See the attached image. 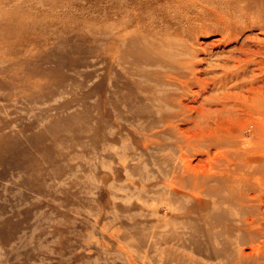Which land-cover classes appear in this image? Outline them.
Returning a JSON list of instances; mask_svg holds the SVG:
<instances>
[{"label": "rangeland", "instance_id": "374dc122", "mask_svg": "<svg viewBox=\"0 0 264 264\" xmlns=\"http://www.w3.org/2000/svg\"><path fill=\"white\" fill-rule=\"evenodd\" d=\"M5 12L0 264H264V221L252 241L253 231L211 227L221 211L193 196L171 200L176 217L163 203L169 191L135 189L146 163L148 184L163 169L150 157L164 151L137 144L164 139L155 135L163 125L137 133L155 124L137 116L153 106L124 103L161 80L157 92L183 98L181 112L165 109L180 115L178 128L207 139L231 125L221 150L263 159L264 107L252 112L239 96L264 87V0H0ZM149 47L165 57L148 62ZM205 153L192 160L207 171Z\"/></svg>", "mask_w": 264, "mask_h": 264}, {"label": "bare ground", "instance_id": "6f19581e", "mask_svg": "<svg viewBox=\"0 0 264 264\" xmlns=\"http://www.w3.org/2000/svg\"><path fill=\"white\" fill-rule=\"evenodd\" d=\"M0 18H2L3 21H9L10 14L5 12ZM261 20V29L263 30L264 16ZM7 32L11 34L13 30L8 29ZM133 44L136 43L134 42ZM128 47H130V45ZM261 50L262 49H259L258 52ZM152 53L151 47L145 48L143 51V55L145 56L147 54L148 59H151V61L148 60L150 63L159 61H155L154 57L161 59L166 55L162 49H159V55L153 56ZM248 63H260V61L256 62L253 59H249ZM165 64L168 66L172 65L171 63ZM259 68L264 70V63L260 65ZM161 87V80H157L152 88H147L145 85H142V94H140L136 100L133 98L129 101L124 100V103L128 104V106H143L145 104L153 106L152 110L148 109L150 108L148 105L146 107L150 113L145 114L144 112H137V116L138 118L142 117L147 119L146 121L148 123L155 121V124H146L141 128L138 127L137 133L140 132L143 134L142 131L151 129L158 124L159 126L163 125V127L159 128L160 130L155 132V135L157 137H164V139H158L152 135L154 136L153 138L150 137L145 140L142 137L137 143L141 150L164 151L165 153H163L162 156L151 155L150 157L155 163H161L163 166L160 165L159 167L163 169L157 170V175L151 177L154 183L148 184L145 180V170H149L146 163L143 170L138 169V172L141 171V174H143L141 179L139 181L132 180L131 183L135 189L143 193H147L148 188L152 189V187H154L157 192L164 191L165 189L169 191L171 199L163 203H165L164 206L172 214L178 211L177 205H175V209L171 200L176 201L179 198L183 199L186 196H193L196 204L203 209L211 208L212 214L221 211L222 216L210 215L208 217L211 227L221 224L223 225L221 226L223 233L229 231H253L251 234H254V236L251 237V240H255V231L259 230V223L264 221V157L261 159L262 156H260L257 151L245 148L236 149L234 153L222 151V145L232 136L231 125L224 130L217 127L218 129L216 128L214 131L208 133L207 139L206 136L197 135L195 137V135L191 133L189 135L183 129L178 128L174 124V121L176 118L180 117L176 111H180V107H185L183 98L181 97V99H179V97L176 96L164 97L161 92H157ZM239 100L246 108L248 107L250 111L261 112L264 107V87H251L248 95L239 96ZM169 103L179 110L171 112L165 111ZM155 106L159 107L156 108ZM154 107L156 109H154ZM148 116L152 117V120H148ZM184 118L185 115H183L182 119ZM202 147L209 149L206 151L202 149ZM212 148L215 149L214 156L210 155V149ZM202 152H206L205 155L208 156V158H206L208 161L207 171H204L203 168L199 169L198 165L192 160L193 156L201 155ZM131 160L132 158L129 156L123 158L126 171L131 169L129 167V162ZM251 162L254 164L257 162L254 168L247 167ZM252 194L253 196H250ZM246 197H252L250 199H255L258 202L254 204ZM231 204H240L241 211L235 212L231 210ZM174 215L176 217H182L180 213ZM228 221H230V223H228Z\"/></svg>", "mask_w": 264, "mask_h": 264}]
</instances>
